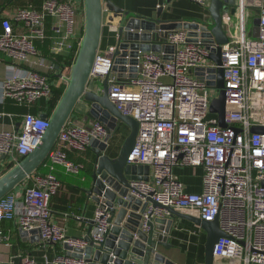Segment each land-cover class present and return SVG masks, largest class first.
I'll use <instances>...</instances> for the list:
<instances>
[{"label":"built area","instance_id":"built-area-1","mask_svg":"<svg viewBox=\"0 0 264 264\" xmlns=\"http://www.w3.org/2000/svg\"><path fill=\"white\" fill-rule=\"evenodd\" d=\"M192 1L208 5V0ZM251 6L258 7L257 38L247 37L246 32L245 17ZM237 9L241 15L239 34L222 48L225 127L219 124V118L208 119L214 99L210 98V89L213 91L214 87L192 75L193 71L203 69L205 77L207 67H217L209 59L212 46L188 41L185 30L171 31L165 36V43L174 46L172 59H166L164 52L141 53L134 78L121 80L113 70L115 48L111 53L99 50L91 77L107 79L110 99L124 115L139 123L128 162L149 165L151 172L147 181L130 182L132 193L193 212L202 220L218 218L224 235L214 246L215 258L264 264V134L252 131L254 126H264V0H239ZM77 14L76 0H46L41 9L22 7L1 19L0 52L10 60V72L2 82L3 96L25 110L16 115L21 117V128L0 131V156L5 159L19 162L30 154L49 126V118L31 112V107L52 95L48 71L56 64L40 56L35 41L48 38L46 20L52 17L57 33L66 26L63 39L52 46L55 53L63 52L66 39L77 35ZM14 22L21 23L24 30L15 28ZM71 66L58 65L65 88ZM212 81H216V76ZM107 137L102 122L86 128L68 120L49 154L51 169L62 165L67 172L79 173L83 165L71 160L68 153L85 152L94 141L105 142ZM180 166L202 167L200 192L185 190L174 172ZM25 180L22 199L12 190L0 197V220H13L21 229L37 232L47 244L60 243L71 248L69 251L85 248L87 243L82 238L69 235L65 227L52 222V197L62 187L56 175L35 172ZM169 215L165 209L150 205L143 214L144 229H149V221ZM110 217L109 207L101 203L91 234L94 243L104 239L111 226ZM66 251L56 256L53 264H87L85 259ZM22 264L36 261L26 254Z\"/></svg>","mask_w":264,"mask_h":264},{"label":"water","instance_id":"water-1","mask_svg":"<svg viewBox=\"0 0 264 264\" xmlns=\"http://www.w3.org/2000/svg\"><path fill=\"white\" fill-rule=\"evenodd\" d=\"M237 1L211 0L209 11L215 24L209 29L207 25L197 22L160 23L134 16L117 6L112 0H83L84 33L71 66L69 84L53 113L40 115L42 118H49V126L39 145L0 176V197L35 173L47 161L61 130L74 113L78 103L84 101L91 106V115L104 122H107V118H111L114 122L109 127L106 126L108 137L105 142L92 143L91 147L95 153L93 171L84 187L89 201L98 205L104 202L109 207L111 226L106 231L104 239L94 243L91 234L95 222H91L87 235L81 237L87 243L85 248L69 251L71 248L65 246L69 253L74 257L85 259L87 264H178L172 258L170 251L172 245L168 242V236L174 218L181 217L197 223L206 231L204 264H215L214 246L224 235L218 218L213 221L202 220L200 217L183 213L173 207L164 206L150 196L143 199L142 195L138 197L137 194L132 193L130 182L147 181L151 172L149 165L128 162V156L136 143L139 123L133 117L124 115L110 99L108 80L104 79L101 84L96 83L91 77V72L100 49L105 11L114 14L111 20L120 17L118 44L113 53V70L121 80L137 76L141 53L164 52L166 59H172L174 46L165 43V36L171 31L185 30L188 41L212 46L209 59L217 67H207L208 75L199 76V78L205 79L208 86L219 90V96L211 102L210 111L218 114L219 124L225 127L227 126L226 96L222 48L229 42V38L224 28V17L236 12ZM259 33L260 20L256 17L253 22V37L257 38ZM202 70L198 71L202 73ZM214 76H216L215 82L212 81ZM100 87L102 90H99ZM118 124L126 126L129 132L118 155L112 157L107 153L108 141L111 136V127L116 128ZM252 131L264 134V126H254ZM150 205L163 208L170 215L169 218L157 217L149 221V229L145 230L143 214ZM156 228L160 231L158 235L155 233ZM21 231L23 237L30 233L23 229Z\"/></svg>","mask_w":264,"mask_h":264},{"label":"crops","instance_id":"crops-1","mask_svg":"<svg viewBox=\"0 0 264 264\" xmlns=\"http://www.w3.org/2000/svg\"><path fill=\"white\" fill-rule=\"evenodd\" d=\"M45 1L46 0H0V31L2 29L1 19L4 16H12L17 9L22 7L41 9ZM76 1L78 4V14L74 29L77 35L75 37L70 36L66 39V45L63 48V52L55 53L52 50V46L55 41L63 39L62 37H64L66 33V26L62 28L60 33H57L55 31V19L52 17H48L46 20L48 38L43 41H35V45L40 52V56L45 58L46 61L56 65L54 69L48 71L53 88L52 95L33 105L31 107V112L34 108L42 104L45 106L47 104L54 105V107H56L61 98L62 94H60L59 89L61 87L65 88V85L60 79V69L57 66L63 64L65 62L64 59L71 57L74 52L77 54L79 38L84 33V2L83 0ZM112 1H114V3L121 7L124 11H129L131 15L158 21L160 23L190 21L205 24L209 29H211L215 24L209 11L211 0H208V5L206 6H201L192 0ZM238 2L239 0L237 1L236 7H238ZM250 8L253 10L254 14L251 20L247 21L248 11L246 12V32L247 37L253 38V22L254 19L258 17V7L251 6ZM112 16H114L112 12H104L102 39L99 50L105 53H111V50L118 44L120 17H115L111 20ZM240 25L241 15L238 9H236V12L233 15L229 13L224 17V28L227 32L229 40L232 36L234 37V35L238 36ZM14 27L24 30L23 25L18 22H14ZM58 58L60 62L58 61ZM9 62V58L0 52V131L21 128V117L16 115H20L25 112L22 106L17 105L14 101L11 102L12 100L6 99L3 96L2 82L10 72V68L8 67ZM192 75L202 76V73L201 71L196 70L192 72ZM93 80L99 84L103 82V79L100 78H93ZM99 90H102V87H100ZM90 111L91 106L84 101H80L69 120L76 121L78 124L86 128H91L95 122H102L107 127L114 124L111 118H107V123L98 119V117H95L93 114L91 115ZM33 113L41 115L45 112L39 110L37 112L33 111ZM9 114H14V116H9ZM128 132L129 129L121 124H118L116 128H113V126L111 127V136L108 141L107 152L110 156L115 157L118 155ZM88 152L92 157L95 156L92 147L89 148ZM69 153L75 155V157H77L78 154L74 151ZM16 163V160L5 159L0 156V176L11 169ZM81 164L84 167V164ZM42 166L48 167L50 170L49 172H52L53 174L54 171L57 170L56 167H62L65 169L62 165H55L54 168L51 169L49 159H47V161L40 167ZM38 170L36 173H38ZM174 172L183 182L187 192H200L202 190V167L180 166L175 167ZM26 182L27 181L24 180L12 189L14 193L18 194L19 199H22ZM84 187L85 185H79L71 180L62 182L61 189L51 201L52 222L65 227L69 235L77 238L87 235L90 224L94 221L96 209L99 206L97 203L88 200ZM182 212L198 217L193 212ZM155 233L158 235L160 231L156 228ZM206 236V231L197 223L181 217L174 218L173 225L168 236V242L172 245V249H170L172 258L178 264H204ZM35 237L37 238L35 239ZM65 252L67 251L64 245L60 243H44L40 239L37 232H30L27 236L23 237L21 228L17 225V223H15V221L0 220V264H22V256L26 254L32 256L35 259L36 264H53L56 256ZM215 264L240 263L225 258H216Z\"/></svg>","mask_w":264,"mask_h":264},{"label":"trees","instance_id":"trees-1","mask_svg":"<svg viewBox=\"0 0 264 264\" xmlns=\"http://www.w3.org/2000/svg\"><path fill=\"white\" fill-rule=\"evenodd\" d=\"M75 56H76V53L74 52V54L71 57L64 59V61H65L64 63H67L68 66H71V64H73V62H74ZM58 61H59V58H58ZM64 90H65V88L61 87L59 89L60 94H62L64 92ZM11 102H13V101H11ZM54 108H55L54 105L47 104L45 106L44 104H42V105L34 108L33 111L37 112L39 110H42L45 113L51 115L54 111ZM88 150L85 152H77L78 153L77 157H75V155H72L71 153H69V158L71 160H73L76 163L81 162L84 164L83 169H81V171L78 174L66 172L65 169L62 167H58V168L56 167L57 170L54 171V175H56V177L62 182H67L68 180H71L73 182H76L79 185H87L88 180H89L91 173L93 171V161H94V157H92L89 154ZM74 152H76V151H74ZM49 171L50 170L48 167L42 166L39 168L38 173L42 174V175H46L49 173ZM66 173H69V174H66ZM52 199H53V197H52Z\"/></svg>","mask_w":264,"mask_h":264},{"label":"rangeland","instance_id":"rangeland-1","mask_svg":"<svg viewBox=\"0 0 264 264\" xmlns=\"http://www.w3.org/2000/svg\"><path fill=\"white\" fill-rule=\"evenodd\" d=\"M247 11H248V20L247 21H250L252 16H253V14H254V12H253V10H251V8H248ZM210 93H211V96H210L211 99L212 98H216V97L219 96V90L216 89V88H213V91H212V88H211L210 89ZM213 118H218V114L215 113V112L209 111L208 119H213Z\"/></svg>","mask_w":264,"mask_h":264}]
</instances>
